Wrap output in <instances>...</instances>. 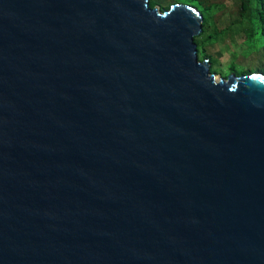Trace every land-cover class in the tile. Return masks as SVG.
Wrapping results in <instances>:
<instances>
[{
  "label": "water",
  "instance_id": "obj_1",
  "mask_svg": "<svg viewBox=\"0 0 264 264\" xmlns=\"http://www.w3.org/2000/svg\"><path fill=\"white\" fill-rule=\"evenodd\" d=\"M150 2L0 0V264H264V74Z\"/></svg>",
  "mask_w": 264,
  "mask_h": 264
},
{
  "label": "rangeland",
  "instance_id": "obj_2",
  "mask_svg": "<svg viewBox=\"0 0 264 264\" xmlns=\"http://www.w3.org/2000/svg\"><path fill=\"white\" fill-rule=\"evenodd\" d=\"M178 1L180 4L187 3L186 0H151L157 4L158 8H165L175 4ZM212 3L216 2L224 4L225 9L218 14V23L220 28L233 26L239 22V7L241 0H208ZM231 32L221 43L216 45H208V54L211 59L212 72L220 77H228L234 71L237 73L253 72L264 74V48L258 42V38H253L254 34L251 30L248 41L244 33ZM205 36L198 39V43L205 40ZM263 44V43H261ZM200 58L203 52L200 48Z\"/></svg>",
  "mask_w": 264,
  "mask_h": 264
},
{
  "label": "trees",
  "instance_id": "obj_3",
  "mask_svg": "<svg viewBox=\"0 0 264 264\" xmlns=\"http://www.w3.org/2000/svg\"><path fill=\"white\" fill-rule=\"evenodd\" d=\"M187 5L197 8L204 17L203 30L201 34L195 37V42L198 45V54L201 61L210 60L208 54V45H216L221 43L231 32L238 31L236 33H244L246 35V42L250 38L257 37L259 44L264 48V0H241L239 7V22L228 26L226 28H220L218 25V14L225 9L224 4L212 3L208 0H186ZM178 3V1L176 2ZM151 7H157V4L150 2ZM172 6V5H171ZM171 6L165 8H159L160 10H169ZM254 33L252 37L250 32ZM206 37L200 44L198 39ZM263 43V44H261ZM200 48H202V58H200ZM212 71V70H211ZM239 75L251 74L253 72L237 73ZM256 73V72H255ZM226 78V77H225Z\"/></svg>",
  "mask_w": 264,
  "mask_h": 264
}]
</instances>
